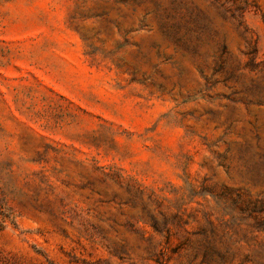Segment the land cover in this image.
<instances>
[{
    "label": "rangeland",
    "instance_id": "rangeland-1",
    "mask_svg": "<svg viewBox=\"0 0 264 264\" xmlns=\"http://www.w3.org/2000/svg\"><path fill=\"white\" fill-rule=\"evenodd\" d=\"M264 264V0H0V257Z\"/></svg>",
    "mask_w": 264,
    "mask_h": 264
},
{
    "label": "trees",
    "instance_id": "trees-1",
    "mask_svg": "<svg viewBox=\"0 0 264 264\" xmlns=\"http://www.w3.org/2000/svg\"><path fill=\"white\" fill-rule=\"evenodd\" d=\"M46 264H52L48 259H46ZM0 264H38L31 261H27L24 259L17 258L15 256H6V257H0ZM83 264H92L89 262L83 261Z\"/></svg>",
    "mask_w": 264,
    "mask_h": 264
}]
</instances>
